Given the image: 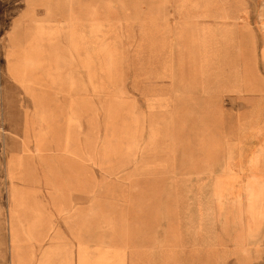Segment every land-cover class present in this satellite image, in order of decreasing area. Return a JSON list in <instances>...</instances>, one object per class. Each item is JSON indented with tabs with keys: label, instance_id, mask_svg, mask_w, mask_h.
Wrapping results in <instances>:
<instances>
[{
	"label": "rangeland",
	"instance_id": "1",
	"mask_svg": "<svg viewBox=\"0 0 264 264\" xmlns=\"http://www.w3.org/2000/svg\"><path fill=\"white\" fill-rule=\"evenodd\" d=\"M263 52L264 0H0V264L11 253L9 154L46 163L71 144L58 140L66 121L76 244L65 251L76 246V264L105 263L88 250H104L106 230L120 242L106 220L122 205L155 192L175 213L186 182L220 180L232 164L263 171L246 166L264 154Z\"/></svg>",
	"mask_w": 264,
	"mask_h": 264
},
{
	"label": "crops",
	"instance_id": "2",
	"mask_svg": "<svg viewBox=\"0 0 264 264\" xmlns=\"http://www.w3.org/2000/svg\"><path fill=\"white\" fill-rule=\"evenodd\" d=\"M58 135L71 144L48 153L46 163L25 150L10 153L5 164L10 264H76V246L65 251L66 240L76 244V124L66 121ZM262 152L246 165L250 170L264 167ZM232 167L219 168L217 181L186 182L183 208L175 213L161 210L155 192L134 211L122 205L106 220L122 228L120 242L106 230L104 250L88 251L106 254L104 264H264V192L252 195L250 181L264 184V170ZM152 184L148 189H159Z\"/></svg>",
	"mask_w": 264,
	"mask_h": 264
},
{
	"label": "bare ground",
	"instance_id": "3",
	"mask_svg": "<svg viewBox=\"0 0 264 264\" xmlns=\"http://www.w3.org/2000/svg\"><path fill=\"white\" fill-rule=\"evenodd\" d=\"M91 26H92V25H91ZM94 26H95V25H94ZM76 28H77V27H76ZM91 35H94V34H91ZM77 40H78V39H77ZM79 44H80V43H79ZM81 44H83V43L81 42ZM78 46H79V45H78ZM83 46H84V45H83ZM80 47H81V46H80ZM84 47H85V46H84ZM85 48H86V47H85ZM79 49H80V48H78V50H79ZM87 52H88V51H87ZM108 52H109V51H108ZM85 53H86V52H85ZM87 55H89V54H87ZM83 56H84V55H83ZM83 56H82V57H83ZM86 57H88V56H86ZM89 60H90V59H89ZM92 61H94V60H92ZM89 63H90V61H89ZM95 63H96V62H95ZM89 65H91V63H90ZM102 66H103V65H102ZM103 68H104V67H103ZM103 68H102V69H103ZM110 75H111V74H110ZM92 81H93V80H92ZM93 82H94V81H93ZM93 82H92V83H93ZM104 258H105V255L102 256V257L100 256V260H104Z\"/></svg>",
	"mask_w": 264,
	"mask_h": 264
}]
</instances>
